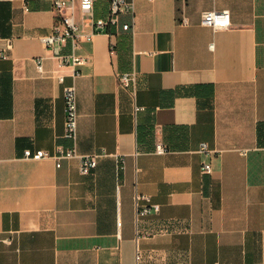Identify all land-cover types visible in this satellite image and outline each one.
I'll use <instances>...</instances> for the list:
<instances>
[{
  "label": "crops",
  "instance_id": "obj_1",
  "mask_svg": "<svg viewBox=\"0 0 264 264\" xmlns=\"http://www.w3.org/2000/svg\"><path fill=\"white\" fill-rule=\"evenodd\" d=\"M127 1L133 11L101 30L77 12L94 36L61 45L84 59L74 67L41 40L57 21L51 0H0V264H264V0ZM109 9L96 0L94 20ZM225 9L230 28L201 24ZM73 146L99 155L89 174L78 158L24 156ZM136 194L159 211L137 217Z\"/></svg>",
  "mask_w": 264,
  "mask_h": 264
},
{
  "label": "built area",
  "instance_id": "obj_2",
  "mask_svg": "<svg viewBox=\"0 0 264 264\" xmlns=\"http://www.w3.org/2000/svg\"><path fill=\"white\" fill-rule=\"evenodd\" d=\"M53 4V10L57 14V21L50 35L41 38L45 47L50 49L52 54L59 58L60 65H72L74 67L80 66L84 63V59L80 57L72 56H62L60 54L61 45L65 44L67 41L71 40L73 43L80 40L90 41L94 36V32H83L82 23L77 22V12L79 11L84 16H89L91 19L90 27L96 30L105 29L106 27H114L119 23V15L124 12H132L133 4L127 0H110L109 14L106 18L99 20H94L93 10L96 0H51ZM182 24H188L187 20L184 19ZM201 24L203 26L212 28L214 30L228 29L231 27V13L229 10H211L204 11L201 14ZM124 31L130 29L129 24L122 26ZM0 59H7V54L5 51H0ZM37 69L42 71V59L36 61ZM78 76V73L75 74ZM58 80L63 82V77L59 76ZM135 75L133 73H121L119 74V83L124 88H130L134 85ZM64 100H65V137L71 141H75L77 137V127H78V109H77V94L74 86H67L64 88ZM142 108L135 107V111H139ZM155 136V153L156 154H166L170 151L168 146L163 143L162 139V128L156 126L154 130ZM207 145L202 144L200 147V152H206ZM26 158H31L33 160H40L47 157H53L57 160V167H60V161L62 159H74L78 158L80 160V172L82 175H87L97 166V157L99 155H87L80 156L77 154L75 147L68 149L59 148L57 153L51 156L48 152L43 150H37L36 152H31L26 150L24 152ZM124 168V160L119 161V169ZM204 173H211L212 167L210 164H204L202 167ZM136 206H137V217H145L151 215L152 213H157L159 211V205L152 204L148 196L136 194L135 196ZM144 201V204L141 202ZM117 226L120 228L121 222L118 221ZM140 254L137 255V260L140 259Z\"/></svg>",
  "mask_w": 264,
  "mask_h": 264
}]
</instances>
